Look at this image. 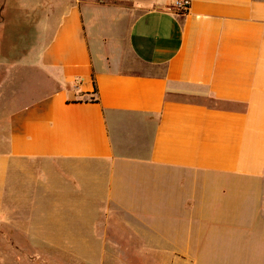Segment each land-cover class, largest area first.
Wrapping results in <instances>:
<instances>
[{"label":"crops","instance_id":"obj_1","mask_svg":"<svg viewBox=\"0 0 264 264\" xmlns=\"http://www.w3.org/2000/svg\"><path fill=\"white\" fill-rule=\"evenodd\" d=\"M52 2L0 61L12 263L59 264L42 249L73 239L111 244L101 257L264 264V0Z\"/></svg>","mask_w":264,"mask_h":264},{"label":"rangeland","instance_id":"obj_2","mask_svg":"<svg viewBox=\"0 0 264 264\" xmlns=\"http://www.w3.org/2000/svg\"><path fill=\"white\" fill-rule=\"evenodd\" d=\"M53 4L55 2L52 0H0V61L4 59L3 57L9 58L24 51L25 41L34 40L33 26H37L43 13ZM2 68L3 66H0V110L4 114L0 115V125L5 123L8 116L6 113L14 108L16 102L14 96L9 97L11 95L9 93L11 92L10 76L8 77ZM73 229V223H71L67 234L72 236ZM49 244L51 247L47 246L46 250L41 248L42 254L45 258L53 259L59 264H170V260L141 258L134 253H124L117 249L110 250L105 257H101V248L111 244H99L91 240L74 242L71 239ZM15 245L7 242L0 243V264H13L9 254L10 251L17 249ZM20 245L24 252L31 251L29 243L21 242ZM36 245L42 247V244ZM112 251H116L119 257L110 255Z\"/></svg>","mask_w":264,"mask_h":264},{"label":"built area","instance_id":"obj_3","mask_svg":"<svg viewBox=\"0 0 264 264\" xmlns=\"http://www.w3.org/2000/svg\"><path fill=\"white\" fill-rule=\"evenodd\" d=\"M173 7L180 14H185L191 7V0H175Z\"/></svg>","mask_w":264,"mask_h":264}]
</instances>
